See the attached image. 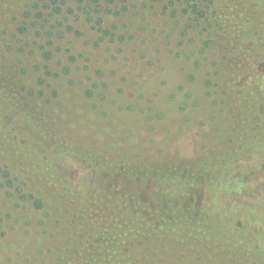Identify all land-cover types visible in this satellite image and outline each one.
<instances>
[{"label":"trees","instance_id":"obj_1","mask_svg":"<svg viewBox=\"0 0 264 264\" xmlns=\"http://www.w3.org/2000/svg\"><path fill=\"white\" fill-rule=\"evenodd\" d=\"M42 1L26 11L22 33L74 12L75 3L86 15L112 14L116 0ZM179 1L202 27L200 60L218 112V137L190 156L154 154L147 145L110 150L78 138L24 102L12 67L0 66V172L9 180L16 171L12 180L38 189L28 194L34 208L59 215V254L49 264H150L185 249L181 258L203 249L264 264V194L255 207L241 202L236 182L235 197L225 193L229 156L264 151V0Z\"/></svg>","mask_w":264,"mask_h":264},{"label":"rangeland","instance_id":"obj_2","mask_svg":"<svg viewBox=\"0 0 264 264\" xmlns=\"http://www.w3.org/2000/svg\"><path fill=\"white\" fill-rule=\"evenodd\" d=\"M37 2L43 1L0 0V66L12 67L24 102L104 149L147 145L154 154L185 157L216 140L218 112L207 92L208 64L200 60L205 36L179 0H116L114 13L94 16L75 3L74 12L31 24L24 34L19 27ZM32 89L43 91L39 100ZM229 157L228 199L236 182L241 202L259 207L264 151L251 147ZM12 175L18 177L0 172V264H49L59 254V215L34 208L28 194L37 187ZM186 250L150 264H239L231 254L203 249L181 258Z\"/></svg>","mask_w":264,"mask_h":264}]
</instances>
